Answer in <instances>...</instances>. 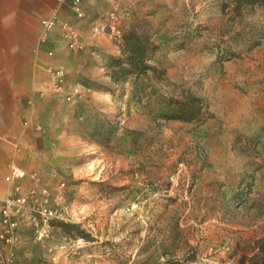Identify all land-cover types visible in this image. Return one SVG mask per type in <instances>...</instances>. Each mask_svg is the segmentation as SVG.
I'll use <instances>...</instances> for the list:
<instances>
[{"label": "rangeland", "instance_id": "1", "mask_svg": "<svg viewBox=\"0 0 264 264\" xmlns=\"http://www.w3.org/2000/svg\"><path fill=\"white\" fill-rule=\"evenodd\" d=\"M201 1L128 9L106 0L100 13L115 20L105 35L113 23L122 38L78 51L62 29L61 45L52 33L70 53L51 65L65 68L73 99L50 79L44 123L58 139L45 167L26 173L52 194L64 183L65 202L49 238L22 228L14 264H264V5ZM61 17L79 30L67 9ZM44 18L18 25L34 34V53H45ZM130 32L148 40L153 70L121 71ZM184 109L199 117L171 119Z\"/></svg>", "mask_w": 264, "mask_h": 264}, {"label": "crops", "instance_id": "2", "mask_svg": "<svg viewBox=\"0 0 264 264\" xmlns=\"http://www.w3.org/2000/svg\"><path fill=\"white\" fill-rule=\"evenodd\" d=\"M56 1L0 0V202L11 192V187L4 180L9 167L15 165L27 172L42 169L52 157V146L58 139L52 128L44 123L46 109L53 104L48 94L50 77L44 67L70 61V53L61 46H57L53 58H48L43 52L34 53L37 44L34 34L20 33L18 27L20 22L26 29L31 24L36 28L37 18H46L56 6ZM105 1L87 0L84 4L86 18L78 23L84 45L111 39V35L105 33L98 36L96 30L110 18L108 13H100L103 5H106ZM178 1L124 0V4L128 9L133 3H139V7H178ZM53 39L61 45L59 30L55 31ZM26 121L32 127H26ZM35 124L43 127V131H36L33 127ZM2 253L4 257L7 256L5 250ZM4 257L0 256V263Z\"/></svg>", "mask_w": 264, "mask_h": 264}, {"label": "built area", "instance_id": "3", "mask_svg": "<svg viewBox=\"0 0 264 264\" xmlns=\"http://www.w3.org/2000/svg\"><path fill=\"white\" fill-rule=\"evenodd\" d=\"M86 1L57 0V6L48 17L42 20L38 50L44 51L49 57L54 56L55 48L51 42V36L57 28L63 30V41L68 49L73 51L82 49L78 28L75 24L63 20L61 12L67 9L78 22L82 21L86 18L84 7ZM110 19L113 21L115 17L111 15ZM96 30L98 34L101 32L104 34L106 28L100 26ZM109 31L117 39L122 38V31L115 24L109 25ZM45 71L51 79V91L55 94H66V99L71 101L73 96L66 90L65 68L48 65ZM36 129L41 130L40 127ZM27 178L30 179L31 186L24 192L22 182ZM4 180L11 186V192L0 206V256L3 248L8 251L0 264H14L15 250L21 244L23 227H31L38 240L49 238L52 222L61 218V205L65 202L62 188L65 184L62 183L52 194L37 172L28 175L26 171L14 165L9 167Z\"/></svg>", "mask_w": 264, "mask_h": 264}, {"label": "trees", "instance_id": "4", "mask_svg": "<svg viewBox=\"0 0 264 264\" xmlns=\"http://www.w3.org/2000/svg\"><path fill=\"white\" fill-rule=\"evenodd\" d=\"M247 6H256V5H264V0H236V9L238 10L240 7ZM125 41V51L128 54L127 64L128 68L121 67V71L123 74H141L145 73L149 70H153V67L149 66L146 63V58L148 55V40L143 41L141 38L134 32H130L128 35L124 37ZM191 102L194 104L197 100L192 99ZM184 113H181L178 117H171L173 120H186L193 121L199 117V111L196 109H184Z\"/></svg>", "mask_w": 264, "mask_h": 264}]
</instances>
